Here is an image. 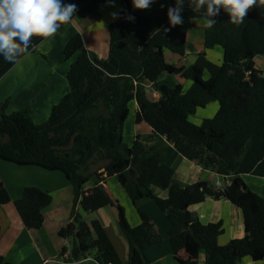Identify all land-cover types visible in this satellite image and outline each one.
I'll return each instance as SVG.
<instances>
[{"label": "trees", "instance_id": "trees-1", "mask_svg": "<svg viewBox=\"0 0 264 264\" xmlns=\"http://www.w3.org/2000/svg\"><path fill=\"white\" fill-rule=\"evenodd\" d=\"M169 2L167 8L159 9L156 24L151 27L149 17L132 10L129 0H123L120 18L108 26L106 60L91 59L82 36L76 33L62 51L68 61L76 57L66 75L69 92L53 107L45 123L35 124L30 109L6 115L7 103L0 105V160L61 173L70 182L74 190L73 220L59 235L74 237L71 257L75 261L89 258V253L96 250L99 264H123L111 232L98 220L87 222L83 216L114 205L101 183L115 178L132 203L152 200L167 214L173 251L197 243L205 253V264H237L245 258L262 264L264 198L248 189L244 176L264 178V77L254 63L264 55V7H257L239 25L229 22V15L221 9L213 17L217 23L204 31L206 53L191 66L179 67L167 63L165 52L184 59L188 32L195 28L196 21L205 18L185 3L183 24L171 27L167 10L176 5L175 0ZM166 23L164 28L169 31L163 28L159 34H152ZM39 44V40H33V45ZM215 48L223 50L221 63L208 56ZM15 65L0 56V79ZM163 74L179 75L192 85L185 89L160 84ZM145 82L163 95L160 103L147 99L142 86ZM135 102L139 108L136 124H147L153 134L138 135L127 146L124 127ZM212 102L219 103L213 118L201 125L190 121ZM157 136L166 137L183 157L224 180L232 177L231 186L218 189L199 182L182 188L175 184V171L149 145ZM95 160L106 163L107 178L94 174L97 180L88 188L92 180L88 172ZM153 188L167 192V197L158 196ZM210 198L227 199L241 210L244 238L221 246L218 238L224 233L222 223L204 225L192 215L193 206ZM11 200L0 183V206ZM52 201L51 194L40 188L23 190L15 207L26 229L43 228L45 211ZM137 213L141 223L136 227L119 220L127 238V264H149L145 252L162 240L150 224L149 214L142 210ZM1 232L0 228V238ZM0 264L9 263L0 256Z\"/></svg>", "mask_w": 264, "mask_h": 264}, {"label": "crops", "instance_id": "crops-1", "mask_svg": "<svg viewBox=\"0 0 264 264\" xmlns=\"http://www.w3.org/2000/svg\"><path fill=\"white\" fill-rule=\"evenodd\" d=\"M123 0H63V3H75L77 11L75 17L68 24H65L49 41L39 44L29 55L22 58L5 76L0 79V105L7 103L6 115L30 109L35 124L45 123L55 105L59 104L63 97L69 92V85L66 78L67 72L76 57L66 60L62 51L68 41L79 33L84 42L85 49L91 59L106 60L108 58L110 36L108 26L120 18ZM132 10L144 14L151 20V27L156 24L160 8H167L169 0H156L147 10H136L129 0ZM163 5V6H162ZM259 7V6H258ZM257 7L248 11L247 16ZM112 13H118V18H113ZM205 19L195 22V28L187 34L186 56L181 59L166 51V61L170 65L189 67L195 63L198 56L206 53L204 31ZM223 50L215 48L208 52L211 60L221 63L223 61ZM255 68L264 77V55L254 60ZM160 84L176 88L183 86L189 89L192 85L179 75L172 77L163 74L159 79ZM147 99L153 103H160L163 95L151 84H142ZM134 109L135 138L138 135L147 137L153 134V130L145 123L136 124V113L138 103L131 105ZM219 111L217 102L210 103L205 109L199 110L191 121L201 125L206 119L213 118ZM131 112V111H130ZM2 114L0 113V120ZM129 121V119H128ZM127 121V122H128ZM127 124V123H126ZM126 131L124 132L125 135ZM154 147L162 162L175 171L174 182L185 188L199 182H206L211 186L223 179L218 173L206 170L195 161L183 157L173 144L167 141L166 137L157 136L149 144ZM1 163L10 164L0 160ZM18 168H32L19 167ZM35 168V167H33ZM6 168L0 166V183L10 193L11 202L0 206V256L4 257L9 264H62L63 257L72 253L69 244L73 237L62 238L59 232L62 228L72 223L74 190L67 178L61 173L47 172L49 174L39 177H29L27 180L9 181L5 177ZM36 173H29L33 175ZM228 183V180H224ZM29 182V183H26ZM40 182V183H39ZM244 182L249 190L264 198V178L252 175L244 176ZM117 180L110 179L105 182L104 188L110 195L113 206L110 210L103 209L92 213L104 228L112 232L116 241L120 244V253L123 264L128 262L127 238L120 228L119 220L123 219L129 227L140 225L137 210L149 214L150 224L155 228L161 237V243L145 252L149 264H205V253L197 243L180 250L173 251L170 240V224L167 214L163 213L152 200L144 199L138 203H132L125 190L117 184ZM14 190V195L11 193ZM29 184V185H28ZM102 184V183H101ZM26 187H37L52 196V204L45 211V223L41 230H28L25 228L15 202L22 197ZM160 197H167V192L152 189ZM192 215L202 224L209 225L222 223L224 233L218 238L221 246H226L234 239L245 237L243 214L241 210L227 199H208L200 205L191 208ZM74 239V238H73ZM126 241V244L124 243ZM64 251V253H63ZM96 253H89V261L85 264H99L96 261ZM237 264H258L250 258L238 261ZM264 264V261L263 263Z\"/></svg>", "mask_w": 264, "mask_h": 264}, {"label": "clouds", "instance_id": "clouds-1", "mask_svg": "<svg viewBox=\"0 0 264 264\" xmlns=\"http://www.w3.org/2000/svg\"><path fill=\"white\" fill-rule=\"evenodd\" d=\"M115 0H113V3ZM136 10H147L156 0H131ZM189 4L191 10L202 13L205 26L213 27L217 22L213 17L223 9L235 25L243 23L248 11L253 7H264V0H175V7H169L167 18L169 25L175 27L183 24V7ZM163 6V5H162ZM77 5L63 3V0H0V56L4 61L15 65L30 54L36 47L33 40L41 44L49 41L65 24L75 17ZM118 18V13H112ZM133 20L134 17L128 16ZM164 28L163 31H169ZM154 29L152 34H159Z\"/></svg>", "mask_w": 264, "mask_h": 264}, {"label": "rangeland", "instance_id": "rangeland-1", "mask_svg": "<svg viewBox=\"0 0 264 264\" xmlns=\"http://www.w3.org/2000/svg\"><path fill=\"white\" fill-rule=\"evenodd\" d=\"M172 77H174V75H171ZM189 84H191L190 81H188ZM217 104L219 105V103L217 102ZM134 118H135V114H134V109L131 108V112H130V115H129V121L127 122L126 126L124 127V132L126 131L125 135H124V143L127 145V146H131L133 141L135 140V136H134V130H135V123H134ZM190 121H191V118H190ZM192 122V121H191ZM195 123V122H193ZM2 165V168H6V170L8 171H5L4 175L5 177H7V179L9 181H16V180H27L30 176L31 177H39V180L40 181V176H45L49 173L45 172L44 170L42 169H39V168H18L14 165H9V164H4V163H1ZM105 162L103 161H99V160H95L94 161V164H92L90 166V170L88 172V174L91 175V183L88 185V188H92L94 186V183L96 182L97 180V176L94 175V174H97L99 176H101V178H107V172L104 168L105 166ZM29 173H36V174H33V175H27ZM110 179H114V178H107L106 180H110ZM116 180V179H115ZM222 183L223 186H225V181L222 180L220 181ZM26 183H29V182H26ZM40 183V182H39ZM103 186L105 183H102ZM119 184V183H117ZM29 185V184H28ZM12 184H11V193L12 195H14V190H12ZM127 194V193H126ZM128 196V195H127ZM129 198V197H128ZM130 200V199H129ZM107 210H110L109 208H105ZM92 213H96V212H89V213H84L83 216H84V220L87 221V222H91L92 220L96 219L95 216L92 214ZM111 236L114 238V240H116L115 236L112 234L111 232ZM74 238V237H73ZM72 238V240L70 242H72V246H71V243L69 244V248H73V245H74V239ZM118 247H119V250L121 249L120 248V244L119 242H116ZM124 243L126 244V241H124ZM94 251L96 254H97V251L96 250H92Z\"/></svg>", "mask_w": 264, "mask_h": 264}, {"label": "built area", "instance_id": "built-area-1", "mask_svg": "<svg viewBox=\"0 0 264 264\" xmlns=\"http://www.w3.org/2000/svg\"><path fill=\"white\" fill-rule=\"evenodd\" d=\"M226 180H228V183L225 184V186H223L221 182H218V183L216 184V188H218V189H224V188L227 187V186H228V187L231 186V184H232V177H228ZM89 260H90V259L87 258V259H85V260H83V261H75V260L72 259L71 254H70V255H65V256L63 257L62 264H85V263H86L87 261H89Z\"/></svg>", "mask_w": 264, "mask_h": 264}, {"label": "water", "instance_id": "water-1", "mask_svg": "<svg viewBox=\"0 0 264 264\" xmlns=\"http://www.w3.org/2000/svg\"><path fill=\"white\" fill-rule=\"evenodd\" d=\"M169 23V22H168ZM168 23H166L163 27H161L159 30H162ZM132 174L134 175V173L132 172Z\"/></svg>", "mask_w": 264, "mask_h": 264}]
</instances>
